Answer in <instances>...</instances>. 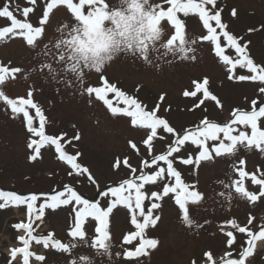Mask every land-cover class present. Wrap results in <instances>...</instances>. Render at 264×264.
Returning <instances> with one entry per match:
<instances>
[{"label":"snow or ice","instance_id":"snow-or-ice-1","mask_svg":"<svg viewBox=\"0 0 264 264\" xmlns=\"http://www.w3.org/2000/svg\"><path fill=\"white\" fill-rule=\"evenodd\" d=\"M27 3L31 6L23 9L18 5L13 7L11 0L0 6V18L10 22L8 26H0V42L20 37L34 50L36 60L29 69L15 66L11 61L0 62V106L5 111L10 110L13 119L21 118L30 134L26 145L31 152L30 161L41 158L43 149L54 146L57 159L70 167L68 174L86 177L95 186L99 199L85 198L75 185L68 183L49 192L29 195L0 190V209L26 205L29 217L27 223L14 225L17 230H24L26 237H18L23 247L11 250L10 264L17 261L18 254H22V264H30L31 257L45 264V255L29 250L33 241L45 249L66 254L77 246L72 241L62 242L51 232L46 236L33 235L36 230L33 225L37 221L44 222L46 210L68 209L73 221L69 235L89 244L102 257L119 256L123 264H141L142 258L158 247V239L148 233L161 220L157 210L166 198L178 206L182 224L189 229L203 228V224L192 218V210L203 203L205 194L198 188V179L186 182L176 166L177 161L187 166L190 174L198 176L203 163L225 160L232 175L229 182L218 181L227 190L219 193L224 201L230 202L234 194L249 202L264 198V167L247 171L246 160L238 157L242 149L264 155V62L252 57L251 41L235 34L224 20L218 0H118V3L112 0H44L42 4L38 0H27ZM61 8L71 16L56 28L52 38L45 40L50 18ZM37 10L42 15L34 26L28 17ZM230 15L237 17V9H231ZM190 16L198 17L202 23L199 34L187 30L185 18ZM260 27L264 29V25ZM258 30L249 28L248 32ZM205 43L224 67L228 81L255 85L254 98L245 97V103L234 106L226 120L210 115V105L223 112L224 103L211 89L209 77L193 80L192 86L182 93L184 97L194 98L187 110H199L203 115L193 125L177 128L165 115L171 111V105L163 107L166 93H161L150 107L139 98L142 85H137L130 93L106 73V67L121 55L153 67H159L161 60L165 63L176 59L195 62L198 50ZM92 72L97 74L98 85L94 86L87 79ZM34 74L47 82L76 87L81 95L90 98L89 103H92L91 98L102 102L112 116L128 118L132 127L144 132L143 147L131 140L128 142L137 163L134 165L130 156H124L117 157L112 165L114 172L126 169L125 176L118 181L101 183L87 166L78 162L81 153L66 151V145L80 139L79 132L70 137L67 132L59 135L46 132L49 121L45 109L35 100V94L41 90L35 83L30 84L25 96L12 98L6 93L10 82L21 78L27 82ZM157 141H166V149L158 151ZM246 181L258 185L259 193L249 191ZM120 207L127 211L132 227L122 236V250L114 254L110 217ZM90 219L96 224L94 238L87 235L86 223ZM254 220L250 215L244 226L235 219L225 221L220 227L225 236L223 256L217 259L211 251H206L201 259H193L191 264H246L254 255V242L264 238V223L257 225ZM39 226L36 224L37 228ZM257 227L259 231L254 232L253 228ZM234 232L246 234L248 239L240 243ZM233 250L238 258L233 257ZM70 264H93V261L88 256H80L78 260L70 257Z\"/></svg>","mask_w":264,"mask_h":264},{"label":"rangeland","instance_id":"rangeland-1","mask_svg":"<svg viewBox=\"0 0 264 264\" xmlns=\"http://www.w3.org/2000/svg\"><path fill=\"white\" fill-rule=\"evenodd\" d=\"M43 3L44 0H38ZM118 3V0H112ZM9 3V0H0V6ZM13 7L23 9L31 6L27 0H11ZM223 8V18L228 22L237 35L250 40V54L257 62H264V0H218ZM237 9L238 15L233 18L231 9ZM18 18L24 19L20 17ZM42 13L37 10L29 14V22L34 26ZM71 14L61 8L55 11L50 18L51 23L47 28L48 35L45 40L52 38L56 28L70 18ZM187 30L192 34H199L202 23L198 17L185 18ZM7 18H0V26H8ZM249 28H257L258 31L248 32ZM35 52L26 42L17 37L6 42H0V62H12L15 66L25 69L31 68L35 63ZM197 61L172 60L171 63L159 61V67L146 65L140 60L121 55L106 67L108 77L118 81L119 86L129 91H134L137 85H142L139 98L150 107L155 103L161 93H166V103L163 107L171 105V111L165 115L169 121L179 127H188L197 122L203 113L199 110L190 112L187 109L193 104L194 98L184 97V90L192 86L193 80L210 78L211 89L224 103L223 112L209 106L210 115L217 120H226L234 106L243 105L245 97L254 98L255 85L251 82H230L226 78L224 67L218 63L217 58L205 43L197 52ZM168 59H172L168 57ZM94 86L98 85L97 74L92 72L87 77ZM41 89L35 94V100L45 109V115L49 123L46 125L48 134L59 135L67 132L68 136L79 132L80 139L73 141L72 145H66L69 154L81 153L78 162L87 166L101 181V183L118 181L127 174V170L121 168L114 172L112 165L117 157L130 156L135 165L137 159L130 149L129 140L143 147L144 132L130 125L128 118L112 116L102 102L92 99L87 95H81L76 87H65L63 83L47 82L38 74H34L29 81L18 79L10 82L6 93L10 97L25 96L30 84ZM194 90V88H193ZM109 98L112 96L110 94ZM115 103V101H114ZM123 106V105H121ZM34 114V112H33ZM74 126V127H73ZM29 133L21 118L13 119L10 110L5 111L0 106V190L13 191L20 195L49 192L57 186L65 183L75 185L85 198L99 199L95 186L91 185L86 177L70 176V167L57 159L54 146L42 150V157L36 161H30V150L26 147ZM167 143L157 141V150L166 149ZM238 157L246 160V170L255 171L258 166L264 167V155L255 151L249 152L243 149ZM176 166L182 171L186 182L198 179V188L205 194V200L199 207L192 210V218L203 228L189 229L181 223L178 206L173 200L162 201L161 209L157 214L161 216L154 229L148 235L159 241L158 247L150 251V255L143 257L141 264H191L193 259H201L203 253L211 251L214 258L223 256L226 251L225 236L220 227L225 221L235 219L244 226L251 215L255 217L254 224L264 223V198L256 202L233 195L230 202L224 201L219 196L220 192H227L218 181L229 182L232 175L228 162L217 159L214 162H205L198 170V176L190 174L191 170L177 161ZM245 186L253 193H259V186L245 182ZM155 190V189H154ZM2 202V201H0ZM44 222L39 221V228L33 235L46 236L54 233L55 238L64 243L72 241L77 246L70 254L58 252L51 248L45 249L33 241L29 250L35 254L46 256L45 264H70L71 259H79L80 256H88L93 264H123L119 256L102 257L89 244L74 240L69 232L73 226L72 216L68 209L61 208L56 211L46 210ZM209 223L205 224V221ZM29 221L26 205H10L0 209V264H10L11 250L23 247L19 236H25L24 230H17L14 225ZM95 222L91 219L86 223L87 235L95 237ZM132 226L130 217L122 207L114 210L110 217V234L113 237L112 252H120L122 236ZM226 230H231L226 227ZM234 231V230H233ZM258 232L259 228H253ZM238 242L243 243L248 238L246 234L235 233ZM259 239V238H258ZM257 239V240H258ZM247 246V244H243ZM264 238L257 241L254 246V255L246 261V264H264ZM233 257L238 258L233 250ZM12 264H22V254H18L17 261ZM30 264H40L34 257L30 258Z\"/></svg>","mask_w":264,"mask_h":264}]
</instances>
